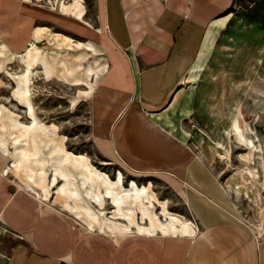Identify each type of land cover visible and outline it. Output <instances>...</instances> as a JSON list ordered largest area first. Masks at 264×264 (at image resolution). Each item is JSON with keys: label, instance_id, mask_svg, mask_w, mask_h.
<instances>
[{"label": "rangeland", "instance_id": "1", "mask_svg": "<svg viewBox=\"0 0 264 264\" xmlns=\"http://www.w3.org/2000/svg\"><path fill=\"white\" fill-rule=\"evenodd\" d=\"M15 1L28 5L34 13L47 16L44 19L35 15L31 37L20 48L7 47L0 36V42L8 50L6 55L0 56V107L4 108L0 117V138L6 146L8 170L4 173L9 180V189L36 194L45 206L63 214L65 219L61 218L70 221L71 229L76 227L77 221L82 230L90 231L79 235L93 241L97 250H101L97 252L100 257L104 256V243H110L115 253L116 242L106 235L102 237L97 231L110 233L103 222H127V219H121L123 215L129 216L128 232L133 235L119 240L126 238L128 245L132 243L134 248L138 243L150 245L148 239L159 243L165 238L135 234L143 233L137 230L138 222L150 225L151 234L183 235L179 231L169 232L167 227L171 220L178 226L175 218L194 225L181 192L159 174L127 170L119 160L96 145L87 101L106 62L102 44L108 36L104 2ZM79 11L81 17L77 16ZM37 26L43 31L35 38ZM207 33L186 78L185 84L190 90L187 107L183 108L180 117L175 116L176 120L167 121L168 126L182 143L201 157L211 172L224 199V213L254 239H260L264 237V0H231L223 10V19ZM30 43L34 44L27 50ZM86 43L92 49L87 48ZM16 53L24 54L23 60L26 59L32 69L28 82H25L26 78L17 81L10 78V74L17 76L26 72L23 62L11 55ZM17 85L26 88L21 97L16 92ZM14 119L25 126L40 121L53 133L44 138L33 132L32 137L30 131L22 132L17 128ZM35 145L40 156L34 157H40L45 164L46 174L41 182L36 172L40 167L33 157ZM55 145L72 156L85 157L94 169L111 180H116L119 174L120 185L125 188L130 187L131 182L139 188L144 187L149 195L145 200L150 203L138 204L129 200L122 206V215L117 214L110 197L104 196L98 204L89 197L90 194L87 195L85 190L88 188L102 192L100 180L92 178V182L82 184L83 177L71 166H67L72 176L70 188L77 193L63 192L64 180H60L49 164L52 157L58 156L57 151L49 154ZM27 187L31 188L27 190ZM66 201L79 211V217L63 206ZM127 210L131 212L127 213ZM160 221H163L164 229ZM123 230L120 233H127ZM12 238L11 254L1 250L0 264L7 260L5 255H11V264H74L67 259H48L47 256L42 260L31 246H14ZM106 256H112L111 261H115L113 253Z\"/></svg>", "mask_w": 264, "mask_h": 264}, {"label": "crops", "instance_id": "2", "mask_svg": "<svg viewBox=\"0 0 264 264\" xmlns=\"http://www.w3.org/2000/svg\"><path fill=\"white\" fill-rule=\"evenodd\" d=\"M101 1L106 62L87 101L96 145L127 170L163 176L181 192L196 231L189 236L136 233L165 238L135 248L126 238L119 240L133 233L97 231L116 242L115 253L104 243L100 257L93 241L79 235L90 231L77 221L78 233L36 194L9 189L7 153L0 149V251L11 254L12 236L14 246H31L42 260L47 256L74 264H264V237L254 239L224 213L211 172L167 122L187 107L189 70L231 0ZM33 13L23 2L0 0V36L7 47L26 45L35 15L47 16ZM10 257L4 256V264H11Z\"/></svg>", "mask_w": 264, "mask_h": 264}, {"label": "bare ground", "instance_id": "3", "mask_svg": "<svg viewBox=\"0 0 264 264\" xmlns=\"http://www.w3.org/2000/svg\"><path fill=\"white\" fill-rule=\"evenodd\" d=\"M82 12L79 11L77 13V16L81 17ZM41 27H35L34 29V35L35 38L39 37V33L41 32ZM43 31V30H42ZM43 33V32H42ZM53 34V33H52ZM44 35V34H43ZM34 37V36H33ZM67 39V38H66ZM71 41V40H69ZM77 43V42H76ZM88 43V42H87ZM86 43V44H87ZM34 43H30L29 47L26 48L27 50H30V48L33 46ZM79 44V43H77ZM76 44V45H77ZM86 47V45H85ZM91 48L90 45L87 44V48ZM92 49V48H91ZM32 51V50H31ZM8 52L6 45L1 41L0 42V56L1 55H6ZM36 54V53H35ZM13 56V58H18L19 61L23 62L24 67L26 68V72L21 74V75H11V79H14V81L19 80V78H26L25 82H28L30 80L29 75H30V67L29 64H27V62L25 60H23V55L24 54H11ZM43 55V54H42ZM30 56V55H29ZM41 57V56H39ZM32 61V60H30ZM29 61V62H30ZM32 65V64H31ZM37 65V64H36ZM50 65V64H49ZM41 66V65H40ZM101 66V65H100ZM50 71V69H49ZM10 73V72H9ZM91 76V75H90ZM17 93L20 94V97L23 95V93L26 92V88L24 86H20L17 85ZM26 104V103H25ZM29 106V105H28ZM4 108L2 109L0 107V117L2 116ZM34 119V118H33ZM14 122L16 123V127L22 130V132H26V131H30V136H34L32 135L33 132H38L40 135H42L41 137L47 138L50 137V134L53 133V131L51 129L46 128L40 121L35 120V122H33L31 125L25 126L23 124H21L19 121H17V119H14ZM51 132V133H49ZM47 142V141H46ZM45 142V143H46ZM44 147V146H43ZM58 146H53L51 152L49 153L50 155H52L53 151H57L58 156L56 157H52L50 159V163L53 166V170L55 172V174L58 175V177L60 178L61 181L64 180V183L61 186V189L63 190V192L69 193V194H76L77 192L75 190H73V188H70V184H71V173L70 171L67 169V166H71L74 169H76V172L78 171L79 175H81L83 177V182L82 184H86V181H90L92 182V178H95L97 180H100V185H102L103 190L102 192L99 190H95V191H91V188H88V190H85L87 195L90 194L89 197H91L92 199H94L95 201L98 202V204H101L104 199V196L110 197L111 198V202L112 204L116 207L117 210V214H121V209L122 206L125 202L127 201H133V203H138V204H143L144 202H149L146 201L145 199L148 198V194H147V189H145L144 187L139 188L138 186H136V184H134V182L130 183V187H124L123 185H120L121 183V176L119 174H117V178L116 180H111L107 175L98 172L96 169H94L92 167V165H90V163L87 161V159L83 156H72L70 153H68L65 149H59L57 148ZM0 149L2 151L5 152L6 146L4 141L0 138ZM18 149V148H17ZM20 150V149H19ZM40 150L36 147V145L33 147V157L34 155L38 156L39 155ZM49 152V151H48ZM18 154V153H17ZM40 156V155H39ZM17 157V156H16ZM35 158V157H34ZM40 158V157H39ZM38 157L35 158V163L39 165L40 169H37L36 172L38 174V181H42L44 180V176L46 174L45 171V164L44 161L41 162V160ZM48 158V157H47ZM24 159V158H23ZM44 160V159H42ZM14 161V160H13ZM20 163V162H19ZM16 164V163H15ZM8 170V169H7ZM37 179V178H36ZM78 180V179H77ZM55 181V178H54ZM95 181V180H94ZM56 182V181H55ZM60 183V182H59ZM73 185V184H72ZM89 185V184H88ZM29 186V185H28ZM41 187L43 189V193L45 195V198H47V193L45 190V187L42 186L41 183ZM93 187V186H92ZM101 187V186H100ZM31 187H27V190L30 189ZM78 188V187H77ZM86 189V188H85ZM104 192V193H103ZM75 202V201H74ZM70 203V202H69ZM69 203H64L63 206H66L67 208H69L71 211H73L75 213V215L77 217H79V211H77V209L75 207H73L72 205H70ZM150 203V202H149ZM75 204V203H74ZM133 205V204H132ZM92 206V205H91ZM141 206V205H140ZM127 207V206H126ZM142 207V206H141ZM90 208V207H89ZM135 208V207H133ZM145 208V207H144ZM147 208V207H146ZM92 209V208H90ZM139 209V206H138ZM137 210V209H136ZM135 210V211H136ZM126 211V210H125ZM145 211V210H144ZM148 211V210H147ZM154 211V210H153ZM90 212V211H89ZM131 211L127 210V213H130ZM73 213V214H74ZM100 213V212H99ZM115 213V212H114ZM148 214V213H147ZM171 214V213H170ZM93 215V214H92ZM122 215V214H121ZM156 215V214H155ZM82 216V215H80ZM101 216V215H100ZM120 216V215H119ZM176 216V215H175ZM134 217V216H133ZM150 217V216H149ZM158 217V216H157ZM92 218V217H91ZM151 218V217H150ZM180 218V217H179ZM93 219V218H92ZM109 219V218H108ZM121 219H127V222H123V223H114L111 221H107L105 220L103 223L104 225H106L107 230L110 232V234L112 235H116L117 230L122 231V229H124L123 231H130L129 225H130V220H129V216L128 215H123V217ZM176 219V224L178 226L175 225V223L172 222V220L168 223V230L169 232H173L175 233L176 231L181 232L183 235H191L194 233L195 230V225H192V223H190V221H186V220H178ZM185 219V218H184ZM78 220V219H77ZM96 220V219H95ZM82 221V220H81ZM126 221V220H125ZM134 221V220H133ZM136 221V220H135ZM142 221V220H141ZM80 222V221H79ZM89 222V221H88ZM91 222H93L91 220ZM148 222V221H147ZM163 222V221H162ZM162 222L160 221L159 223L161 224V226H163V229L165 228L164 224H162ZM100 223V222H99ZM142 223V222H141ZM102 224V223H101ZM144 222L140 225L139 222L136 224V227H138L137 230H140V232H148L151 234L150 231H152L151 226L150 225H143ZM148 224V223H147ZM88 226V225H87ZM134 226V225H133ZM142 228V229H140ZM106 230V231H107ZM135 230V229H134ZM196 231V230H195ZM176 232V233H177ZM178 232V233H179ZM129 233V232H128ZM138 233V232H137ZM136 234V233H135ZM153 234V232H152ZM176 235V234H175Z\"/></svg>", "mask_w": 264, "mask_h": 264}]
</instances>
